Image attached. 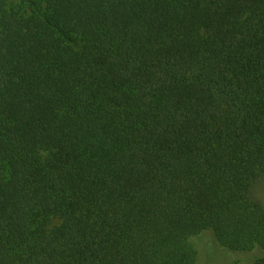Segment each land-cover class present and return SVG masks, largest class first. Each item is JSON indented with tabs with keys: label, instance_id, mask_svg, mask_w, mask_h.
I'll list each match as a JSON object with an SVG mask.
<instances>
[{
	"label": "trees",
	"instance_id": "16d2710c",
	"mask_svg": "<svg viewBox=\"0 0 264 264\" xmlns=\"http://www.w3.org/2000/svg\"><path fill=\"white\" fill-rule=\"evenodd\" d=\"M23 1L0 264H264V0Z\"/></svg>",
	"mask_w": 264,
	"mask_h": 264
},
{
	"label": "rangeland",
	"instance_id": "374dc122",
	"mask_svg": "<svg viewBox=\"0 0 264 264\" xmlns=\"http://www.w3.org/2000/svg\"><path fill=\"white\" fill-rule=\"evenodd\" d=\"M44 1V0H42ZM10 5H14L17 6L23 10H27V5L25 4V2L23 0H8ZM257 194L260 196V198L262 199V201L264 202V181L260 184L258 190H257ZM211 249H207V248H203V253H204V258L207 259H211L212 262H215L219 257L218 254L219 252L217 251V249L211 245L210 247Z\"/></svg>",
	"mask_w": 264,
	"mask_h": 264
}]
</instances>
